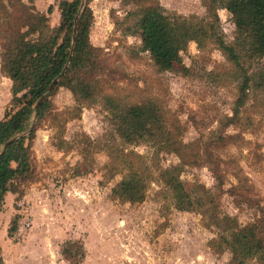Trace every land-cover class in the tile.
<instances>
[{"label": "rangeland", "instance_id": "374dc122", "mask_svg": "<svg viewBox=\"0 0 264 264\" xmlns=\"http://www.w3.org/2000/svg\"><path fill=\"white\" fill-rule=\"evenodd\" d=\"M22 1L47 14L51 28L59 25L60 0ZM144 1H89V40L98 48L90 79L97 94L79 110L71 91L58 87L49 110L35 121L34 178L17 183L7 255L15 257L16 246H26L35 216L45 232L57 227L62 237L43 241L49 248L45 255L38 253L41 243L31 240L29 249L21 250L31 262L47 254L53 261L57 243L61 253L70 252L58 259L66 264H235L230 249L216 251L210 243L219 234L209 214L245 225L264 206V87L251 83L234 113L245 76L255 80L264 72V55L242 54L241 66H235L219 38L233 43L236 26L228 11L218 9L210 35L200 44L191 40L179 62L159 71L141 46L137 21ZM208 1L159 0L167 14L195 17L194 23L204 26L212 20ZM3 42L0 37V59ZM106 96L121 106L153 104L157 124L182 143L181 158L151 141L118 137ZM11 107V81L0 71V120ZM172 166H179L188 192L200 187L199 193H210L208 211L176 209L173 191L161 177ZM130 171L144 177L141 202L124 201L112 191ZM4 202L3 197L0 208ZM14 257L7 264H16Z\"/></svg>", "mask_w": 264, "mask_h": 264}, {"label": "trees", "instance_id": "16d2710c", "mask_svg": "<svg viewBox=\"0 0 264 264\" xmlns=\"http://www.w3.org/2000/svg\"><path fill=\"white\" fill-rule=\"evenodd\" d=\"M86 0L81 10V0H60L59 25L51 28L47 14L22 0H0V37L4 40L0 59V71L11 81L12 107L0 120V202L8 191L16 193L17 183L34 178V158L32 143L35 128L24 134L34 117V106L43 97L37 109L39 121L51 106V95L58 87L71 91L76 107L80 110L96 97V83L90 79L95 73L98 48L89 40L93 19L92 10ZM136 1V0H134ZM145 8L139 15L137 26L140 31L141 46L151 54L153 64L159 71H166L171 63L180 61V52L193 40L201 43L202 37L210 35L218 22V9L231 14L237 34L231 44L219 38L222 50L235 66H241L240 56L264 55V0H209L208 12L212 16L209 25L194 23L195 17L186 18L170 15L159 0H145ZM52 6L47 13L52 12ZM81 11V12H80ZM80 12V14H79ZM77 31L73 52L64 75L50 92L51 82L66 67L74 36L75 18ZM221 40V41H220ZM252 84L264 87V72L255 80L245 76L239 88L234 113L239 111ZM114 130L127 143L151 141L181 158V142H176L170 131L157 124L158 114L153 104H133L121 106L111 96H106ZM22 134V135H21ZM18 136V137H17ZM17 137L10 145L3 144ZM162 181L173 191L176 209L180 211L209 210L213 202L209 192L199 193V188L188 192L180 179L179 166H172L161 173ZM116 197L127 202H141L145 197L144 177L137 171H130L113 188ZM194 195V196H193ZM259 216L252 222L239 225L229 216H219L213 211L209 223L218 229V238L210 243L216 251L230 249L231 260L235 264H246L255 260L264 264V206L259 208ZM15 224H12L11 231ZM63 250L65 258L70 257Z\"/></svg>", "mask_w": 264, "mask_h": 264}, {"label": "crops", "instance_id": "0c3cea01", "mask_svg": "<svg viewBox=\"0 0 264 264\" xmlns=\"http://www.w3.org/2000/svg\"><path fill=\"white\" fill-rule=\"evenodd\" d=\"M17 194L11 191H8L4 194V204H2L0 208V256L2 257V262L0 264H7L10 260V258H13V255L8 254V230H9V225L12 221V216L15 213V208L13 206L15 196ZM34 215V214H33ZM12 225V224H11ZM57 228V227H56ZM52 226L50 233L45 232V226H40L39 223L36 222V218L34 216V222L33 226L30 228L29 233L26 236V246L23 248L17 247L16 250V255L14 258H16V264H66L64 260H59L62 259V253L59 251L60 247L55 244L53 247V253H54V260L51 261L48 258V254L46 255L47 257L40 258V260H35L34 262H31L30 259V254H25L24 251L21 252L22 249H29V244L31 243V240L41 243L40 248L38 250V253L40 255H45L46 253L49 252V248L46 245V239L52 238V236L56 235L57 237L62 235L58 233V229ZM49 234V235H48ZM62 237V236H61ZM63 240V239H61ZM64 257V256H63ZM48 258V259H47ZM5 262V263H3Z\"/></svg>", "mask_w": 264, "mask_h": 264}, {"label": "water", "instance_id": "95a60500", "mask_svg": "<svg viewBox=\"0 0 264 264\" xmlns=\"http://www.w3.org/2000/svg\"><path fill=\"white\" fill-rule=\"evenodd\" d=\"M85 3H86V0H81V10L84 8V6H85ZM81 12V11H80ZM80 12H79V14H80ZM79 14L76 16V18H75V27H74V36H73V41H72V48H71V50H70V55H69V57H68V61H67V65H66V67L62 70V72L51 82V84L48 86V88H47V92H50L51 90H52V88L57 84V82H58V80L64 75V73H65V70H66V68H67V66H68V63H69V61H70V59H71V56H72V52H73V46H74V41H75V34H76V31H77V20H78V18H79ZM42 100H43V97H41L40 98V100L35 104V106H34V110H35V112H34V117H33V120H32V122H31V124H30V127H29V129L26 131V132H24V133H28V132H30L33 128H34V126H35V121H36V119H37V109H38V107H39V105H40V103L42 102ZM22 135V134H21ZM18 137V136H17ZM17 137H15V138H13V139H11V140H9V141H7V142H5L4 144H3V148H5V147H7L8 145H10Z\"/></svg>", "mask_w": 264, "mask_h": 264}]
</instances>
